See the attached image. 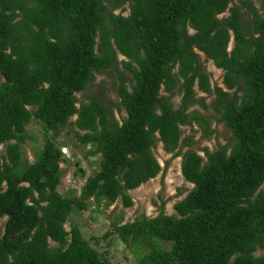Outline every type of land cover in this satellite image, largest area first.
I'll list each match as a JSON object with an SVG mask.
<instances>
[{
    "label": "trees",
    "instance_id": "1",
    "mask_svg": "<svg viewBox=\"0 0 264 264\" xmlns=\"http://www.w3.org/2000/svg\"><path fill=\"white\" fill-rule=\"evenodd\" d=\"M237 2L0 0V219L7 218L0 264H119L93 248L79 225L68 231L66 224L91 199L110 206L121 198L131 207L128 192L162 171L153 154L159 143L183 156L182 174L194 189L176 214L113 223L104 238L140 246L138 264H264V254L256 255L264 252V0L260 10L253 0ZM126 5L128 15L116 13ZM118 54L132 73L128 85ZM201 54L225 72L227 90L212 88ZM108 70L120 79L121 123L103 96L81 105L77 97ZM196 83L214 96L210 105L196 98ZM196 104L231 130L230 151L206 150V160L191 148L178 151L193 145L182 140V127L203 120L191 111ZM33 119L44 147L28 163L22 147ZM69 125L81 131V146H95L89 155L101 156L72 198L58 191L65 161L58 138Z\"/></svg>",
    "mask_w": 264,
    "mask_h": 264
},
{
    "label": "rangeland",
    "instance_id": "2",
    "mask_svg": "<svg viewBox=\"0 0 264 264\" xmlns=\"http://www.w3.org/2000/svg\"><path fill=\"white\" fill-rule=\"evenodd\" d=\"M254 5L260 10L261 0H253ZM238 3L234 0V5ZM231 4L230 7H232ZM123 12L124 15L129 14V5L125 6V11L118 9L117 14ZM260 13L263 14L260 10ZM230 15L229 10L220 16L224 18ZM249 19V17H245ZM191 32H193L191 30ZM234 40L229 45V51L234 47ZM119 71L127 78V85L132 77V73L124 67L123 62L127 60L121 54L117 55ZM201 62L209 75L212 88L214 86L226 89L224 84L225 72L218 69L213 60H208L205 54H201ZM3 81L0 74V83ZM120 83L119 76L115 70H108L103 73H96L94 81L90 84L86 91L77 94L79 105L88 103L90 97L101 95L104 98V104L113 113L114 118L118 122H122L126 118L124 111H119L120 99L116 93V85ZM195 94L197 99H202L207 105H210L214 96L211 94L202 93L198 89L196 83ZM165 95V93H163ZM182 94L177 93L172 102L175 108L180 106ZM191 111H197L203 117L201 123L194 121L192 125L182 127V140L191 138L193 141L192 147H187L181 144L178 151L182 153L188 149H193L206 160L205 151L214 152L220 147L229 146V151L233 145V136L231 130L224 122L218 120V114L212 111L211 108H204L200 104H196ZM77 116L72 119L75 121ZM79 131L74 126H67L62 130L61 136L58 138L62 149V154L65 159L61 163L63 172L61 183L58 191L64 197H80L87 178L92 176L99 170L100 155H89L94 152L95 146H81L77 142V133ZM27 141L22 147V159L28 163L36 161L37 154L42 151L44 145V130L40 122L32 120L27 127ZM5 145L0 147V156L5 153ZM155 158L162 166L161 173L154 179H151L138 189L128 192L133 201L131 207H125L123 200L120 198L116 203L107 206V203L96 205L94 199L90 200V207L82 212H73L66 224V229L71 231L73 225H79L83 236L90 241L93 248L100 252L106 251L108 257L112 261L119 264H138V258L141 251L140 246L129 247L125 245L121 239L113 234L108 239L104 238V234L111 229L113 223L123 225L134 222L143 217H156L161 213L167 215L176 214L175 205L182 201L193 189L194 185L187 182L182 174L183 156L177 155L176 152L168 153L164 149L162 143L157 144L153 149ZM7 218L0 219V234L5 231ZM164 246V243L157 242ZM52 248L59 247V244L50 240ZM263 251L256 252L257 256L263 255Z\"/></svg>",
    "mask_w": 264,
    "mask_h": 264
}]
</instances>
